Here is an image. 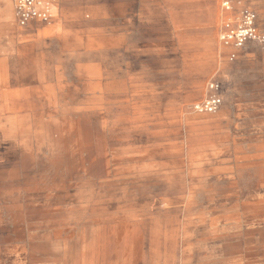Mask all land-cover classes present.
<instances>
[{"label": "rangeland", "instance_id": "obj_1", "mask_svg": "<svg viewBox=\"0 0 264 264\" xmlns=\"http://www.w3.org/2000/svg\"><path fill=\"white\" fill-rule=\"evenodd\" d=\"M114 1L34 22L57 31L31 35L26 100L0 102V264H200L201 226L261 221L210 202L264 189V44L223 46L220 0ZM215 79L221 107L194 112Z\"/></svg>", "mask_w": 264, "mask_h": 264}, {"label": "crops", "instance_id": "obj_2", "mask_svg": "<svg viewBox=\"0 0 264 264\" xmlns=\"http://www.w3.org/2000/svg\"><path fill=\"white\" fill-rule=\"evenodd\" d=\"M118 1L113 2L115 8L121 7L122 0ZM213 1L197 0V3L203 6L211 4ZM227 1L232 8L233 15L238 14L243 9H250L255 14L256 23L257 19L264 22V0ZM162 2V11L169 17V4L164 0ZM221 2L222 0H220ZM88 4L89 0H59V9L67 15L70 10L78 11L79 6L82 8L81 10H85V6L87 7ZM52 10L50 13H54L55 17L56 7ZM51 24L33 22L29 29H20L14 16L13 0H0V102L3 105V112L8 111L6 107L10 101L26 100V86L33 85L35 83L33 80L37 79L35 60L36 58L40 60L41 55L40 52L35 54L34 45L39 44V42L34 41L31 35L36 32L39 35L43 32L55 34L57 24ZM215 81L218 80L215 79ZM5 116L8 114L4 113L3 117ZM30 160L34 163L33 159ZM26 162L29 161L26 160ZM25 165L27 164L25 163ZM23 173L27 174V170L24 169ZM29 180L26 179L25 181ZM233 194H235L233 200L211 201L210 206H216L217 211L218 207L221 206L227 211L236 199L241 198L244 201L241 203L257 202L264 207V189L257 190L255 196H250V192L246 196ZM226 215V217L217 220L214 230L210 229L208 241L202 240V231L207 232L208 229H203L202 226L199 228L200 241L195 242L194 245L195 259L200 264L207 261L209 264H264V211L261 221L258 218L257 221L253 222L248 215L238 218H231L228 214ZM21 256L25 257L26 253H21Z\"/></svg>", "mask_w": 264, "mask_h": 264}, {"label": "built area", "instance_id": "obj_3", "mask_svg": "<svg viewBox=\"0 0 264 264\" xmlns=\"http://www.w3.org/2000/svg\"><path fill=\"white\" fill-rule=\"evenodd\" d=\"M58 0H13L14 16L20 29L28 28L31 23L40 21L47 23L50 16V9H53ZM224 11L231 13V16L224 21L219 33V40L225 47L241 49L246 44L255 42L264 44V32H257L256 17L250 9H243L238 14H232V8L227 0H222ZM221 87L216 81L207 84L205 97L195 105L193 110L196 113L213 114L222 105Z\"/></svg>", "mask_w": 264, "mask_h": 264}, {"label": "bare ground", "instance_id": "obj_4", "mask_svg": "<svg viewBox=\"0 0 264 264\" xmlns=\"http://www.w3.org/2000/svg\"><path fill=\"white\" fill-rule=\"evenodd\" d=\"M51 10H52V9H50V12H52V11H53V10H52V11H51ZM56 156H57V155H56ZM140 176H141V175H140ZM141 241H142V240H141Z\"/></svg>", "mask_w": 264, "mask_h": 264}]
</instances>
